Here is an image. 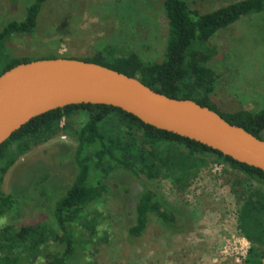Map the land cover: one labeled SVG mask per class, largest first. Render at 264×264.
I'll use <instances>...</instances> for the list:
<instances>
[{
	"label": "trees",
	"instance_id": "16d2710c",
	"mask_svg": "<svg viewBox=\"0 0 264 264\" xmlns=\"http://www.w3.org/2000/svg\"><path fill=\"white\" fill-rule=\"evenodd\" d=\"M18 1L22 3V18L8 19L0 25V74L19 62L29 61L10 55L5 43L12 35L32 33L45 0ZM161 2L166 34L159 61H142L131 52L115 56L114 47L109 45L79 59L136 78L164 96L205 106L259 138V132L264 130V107L255 112L219 111L210 97L214 73L207 62L214 55L211 37L242 16L264 11V0H236L206 12L191 8V0ZM58 57L62 56L51 58ZM68 133L75 140L71 150L74 172L70 183L49 202L51 225L33 223L13 231L8 227L0 229V264L31 261L38 255L48 264H79L84 248L98 238L94 205L107 192L103 179L116 168L128 172L140 185L133 200V220L126 229L127 238H139L152 219L170 232H180L187 225L186 215L152 188L149 181L167 177L175 190L182 192L207 156L226 163L263 189L241 188L236 194V229L250 244L243 264H260L264 253V172L196 141L144 124L119 108L69 104L30 118L0 143V176L33 147ZM27 177L25 186L0 193V216L16 212L33 200L48 173L33 166Z\"/></svg>",
	"mask_w": 264,
	"mask_h": 264
},
{
	"label": "rangeland",
	"instance_id": "374dc122",
	"mask_svg": "<svg viewBox=\"0 0 264 264\" xmlns=\"http://www.w3.org/2000/svg\"><path fill=\"white\" fill-rule=\"evenodd\" d=\"M232 1L236 0H191L189 5L206 12ZM22 13L21 1L0 0V25L8 19H21ZM165 34L161 0H45L32 33L10 36L5 48L10 55L29 60L55 55L79 59L109 45L114 47L115 56L131 52L142 61H159ZM210 44L214 55L207 65L214 73L210 97L215 107L222 113L263 108L264 11L242 16L218 30ZM60 135L30 149L0 176V193L5 194L25 186L27 171L33 166L48 173L33 200L16 212L0 216V229L13 231L33 223L51 225L49 202L70 183L74 172V136ZM258 137L264 139V130ZM204 161L182 192L175 190L170 178L149 181L183 211L187 225L180 232H170L152 219L136 240L127 238L126 229L133 220V200L140 185L128 172L114 169L103 179L107 192L94 205L98 238L84 248L78 263L234 264L220 254V249L225 238L239 234L236 194L241 188L262 187L213 156ZM216 179L227 185L226 195L214 187ZM18 264L48 263L38 255Z\"/></svg>",
	"mask_w": 264,
	"mask_h": 264
},
{
	"label": "water",
	"instance_id": "95a60500",
	"mask_svg": "<svg viewBox=\"0 0 264 264\" xmlns=\"http://www.w3.org/2000/svg\"><path fill=\"white\" fill-rule=\"evenodd\" d=\"M80 103L119 108L144 124L264 172V139L226 122L205 106L164 96L136 78L77 58L19 62L0 74V143L30 118ZM260 264H264V253Z\"/></svg>",
	"mask_w": 264,
	"mask_h": 264
},
{
	"label": "built area",
	"instance_id": "2783aa9c",
	"mask_svg": "<svg viewBox=\"0 0 264 264\" xmlns=\"http://www.w3.org/2000/svg\"><path fill=\"white\" fill-rule=\"evenodd\" d=\"M61 138L64 135H60ZM218 173V172H216ZM249 242L238 234V236L230 235L225 238L223 245L220 249V254L230 260L234 264H240L247 253Z\"/></svg>",
	"mask_w": 264,
	"mask_h": 264
},
{
	"label": "crops",
	"instance_id": "0c3cea01",
	"mask_svg": "<svg viewBox=\"0 0 264 264\" xmlns=\"http://www.w3.org/2000/svg\"><path fill=\"white\" fill-rule=\"evenodd\" d=\"M221 182V184H217V182ZM218 181H217V179L215 180V183H216V186H214L217 190H219L220 192H222L223 194H227L228 192H227V190H226V187H227V185L225 184V183H223L222 181H220L219 179H218ZM226 186V187H225ZM227 192V193H226ZM224 195V197L226 198V199H228V197L227 196H225Z\"/></svg>",
	"mask_w": 264,
	"mask_h": 264
}]
</instances>
